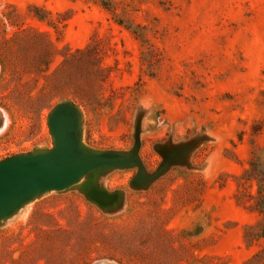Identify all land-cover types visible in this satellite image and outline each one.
I'll use <instances>...</instances> for the list:
<instances>
[{"label":"rangeland","instance_id":"rangeland-1","mask_svg":"<svg viewBox=\"0 0 264 264\" xmlns=\"http://www.w3.org/2000/svg\"><path fill=\"white\" fill-rule=\"evenodd\" d=\"M65 103L67 147L79 126L137 161L0 221V264H264L234 198L264 148V0H0V161L52 148Z\"/></svg>","mask_w":264,"mask_h":264},{"label":"water","instance_id":"water-1","mask_svg":"<svg viewBox=\"0 0 264 264\" xmlns=\"http://www.w3.org/2000/svg\"><path fill=\"white\" fill-rule=\"evenodd\" d=\"M66 114L81 119L79 111L69 103L56 106L48 116L49 129L53 135L52 148L0 161V221L40 194L75 185L76 180L91 169L105 165H110V168L127 167L137 161L134 152H92L86 149L79 144V126L69 133L70 147H67L58 124ZM143 177L141 171L139 180ZM115 192L116 200L109 207L119 198V192Z\"/></svg>","mask_w":264,"mask_h":264},{"label":"trees","instance_id":"trees-1","mask_svg":"<svg viewBox=\"0 0 264 264\" xmlns=\"http://www.w3.org/2000/svg\"><path fill=\"white\" fill-rule=\"evenodd\" d=\"M234 198L237 204L249 211L257 212L262 218L255 226L247 227L245 238L248 245L264 237V148L252 142L248 167L237 176ZM256 186L255 191L251 189ZM251 260L246 264H250Z\"/></svg>","mask_w":264,"mask_h":264}]
</instances>
